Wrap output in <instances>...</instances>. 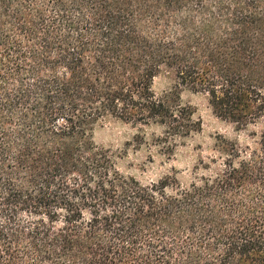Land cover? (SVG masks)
<instances>
[{
	"label": "trees",
	"instance_id": "16d2710c",
	"mask_svg": "<svg viewBox=\"0 0 264 264\" xmlns=\"http://www.w3.org/2000/svg\"><path fill=\"white\" fill-rule=\"evenodd\" d=\"M184 89L234 137L188 183L120 173L95 128L171 154ZM0 264H264V0H0Z\"/></svg>",
	"mask_w": 264,
	"mask_h": 264
},
{
	"label": "rangeland",
	"instance_id": "374dc122",
	"mask_svg": "<svg viewBox=\"0 0 264 264\" xmlns=\"http://www.w3.org/2000/svg\"><path fill=\"white\" fill-rule=\"evenodd\" d=\"M174 86L173 73L163 71L154 78L152 88L160 95ZM180 97L184 105L192 108L201 129L181 142L173 153H163L158 145V137L163 133L160 127L139 128L115 120L105 121L95 128L94 142L109 151L123 175L142 183L175 175L182 183H188L200 161L213 154L215 138L218 135L233 138L235 134L230 124L215 116L205 95L184 89Z\"/></svg>",
	"mask_w": 264,
	"mask_h": 264
}]
</instances>
